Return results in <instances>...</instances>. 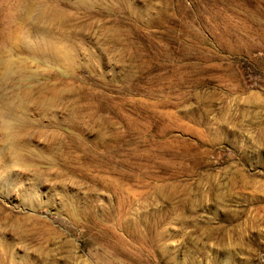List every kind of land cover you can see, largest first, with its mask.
<instances>
[{
  "label": "rangeland",
  "instance_id": "1",
  "mask_svg": "<svg viewBox=\"0 0 264 264\" xmlns=\"http://www.w3.org/2000/svg\"><path fill=\"white\" fill-rule=\"evenodd\" d=\"M0 264H264V0H0Z\"/></svg>",
  "mask_w": 264,
  "mask_h": 264
},
{
  "label": "bare ground",
  "instance_id": "2",
  "mask_svg": "<svg viewBox=\"0 0 264 264\" xmlns=\"http://www.w3.org/2000/svg\"><path fill=\"white\" fill-rule=\"evenodd\" d=\"M59 49H61V48H59ZM64 49V48H63ZM65 51V50H64ZM61 53H62V51H61ZM68 55V54H67ZM63 57H67V56H63ZM63 59V58H62Z\"/></svg>",
  "mask_w": 264,
  "mask_h": 264
}]
</instances>
